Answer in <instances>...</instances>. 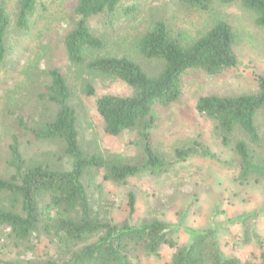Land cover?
<instances>
[{
    "label": "rangeland",
    "instance_id": "374dc122",
    "mask_svg": "<svg viewBox=\"0 0 264 264\" xmlns=\"http://www.w3.org/2000/svg\"><path fill=\"white\" fill-rule=\"evenodd\" d=\"M40 1L32 29L21 31L13 22L6 39L7 55L0 63V173L6 177L12 173L8 161L13 137H18L29 161L49 162L58 168L70 166L71 159L59 143L36 141L29 131L55 115L56 107L45 95L50 83L45 71L50 68H58L69 77L71 103L79 112L83 148L104 155L117 154L129 163L142 165L138 130H126L119 136L107 134L96 108V96L87 95L83 85L89 80L97 96L129 95L132 88L118 78L104 76L86 66L75 68L68 60L63 38L74 23L75 0ZM5 3L13 16L16 0H5ZM256 17L254 10L238 2H217L204 10L179 0H122L114 14L90 19L92 30L105 37L106 48L91 51L87 60L105 54L127 55L147 73L157 75L163 63L142 57L137 41L160 20L183 43L193 41L217 21L226 20L234 31V51L238 57L236 67L217 75L189 70L183 77L180 99L170 106L157 104L154 108L153 144L162 157L170 159L176 148H186L193 140H199L219 159L196 154L166 172L146 170L122 182L107 179L102 169L95 170L84 181L97 213L113 223H125L132 192L136 195L133 224L157 219L167 222L171 226L168 236L179 245L191 240L192 230L213 228L226 255H237L243 261H259L264 249V185L240 178L241 168L233 147L220 141L215 122L195 108L201 95L257 92L258 77H264V27L257 24ZM258 125L261 130L262 119ZM235 138L251 143L240 132ZM250 145L255 160L264 162V143ZM9 232V228L0 226V264L38 261L60 251L59 244L52 242L48 235L35 233L27 246H19L8 238ZM173 251L163 245L158 257L149 256L137 246L131 254L136 264H168Z\"/></svg>",
    "mask_w": 264,
    "mask_h": 264
},
{
    "label": "trees",
    "instance_id": "16d2710c",
    "mask_svg": "<svg viewBox=\"0 0 264 264\" xmlns=\"http://www.w3.org/2000/svg\"><path fill=\"white\" fill-rule=\"evenodd\" d=\"M179 1L204 10L217 2H238L254 10L257 24L264 27V0ZM121 2L75 0L74 23L66 31L63 44L75 68L86 66L104 76L118 78L132 88L129 95L97 96L89 80L83 85L87 95L96 96V108L107 134L119 136L126 130H138L143 164L139 166L117 154L104 155L83 148L78 128L79 112L71 103L69 77L58 68H50L45 71L50 78L45 95L56 107V112L29 131L36 141L59 143L71 159L70 166L58 168L49 162L29 161L20 148L18 137H13L8 161L12 173L7 177L0 173V226L9 228L8 238L19 246H27L35 233L48 235L52 242L59 244L60 251L56 255L48 254L44 259L24 264H136L131 254L135 247L140 246L149 256L158 257L163 245L174 249L168 264H264V249L258 262L226 255L213 228L194 229L191 240L179 245L168 236L171 226L167 222L157 219L133 224L136 195L132 192L128 197L130 212L125 223H113L95 211L84 181L86 175L95 170L102 169L107 179L122 182L146 170L158 174L166 172L174 164L196 154L219 159L199 140H193L186 148H176L170 159L162 157L153 144L154 108L157 104L170 106L180 99L183 77L189 70L217 75L238 64L234 31L226 20L217 21L189 43L176 37L166 22H155L138 38L137 49L145 59L163 63L157 75H150L127 55L105 54L87 60L91 51L106 48L105 37L92 30L90 19L114 14ZM41 3L40 0H16V12L12 16L5 0H0V63L7 55L6 39L13 22L21 31L32 29ZM258 87L255 93L201 95L195 108L215 122L220 141L233 147L241 168L240 178L264 185V162L255 160L256 155L250 148L251 143H264V77H258ZM238 132L245 134L251 143L243 138L236 141Z\"/></svg>",
    "mask_w": 264,
    "mask_h": 264
}]
</instances>
